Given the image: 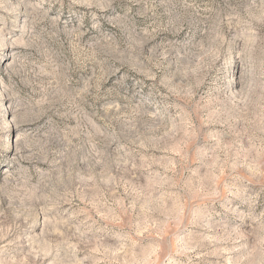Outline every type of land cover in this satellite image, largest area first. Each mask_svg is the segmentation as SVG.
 I'll return each mask as SVG.
<instances>
[{
	"label": "rangeland",
	"instance_id": "obj_1",
	"mask_svg": "<svg viewBox=\"0 0 264 264\" xmlns=\"http://www.w3.org/2000/svg\"><path fill=\"white\" fill-rule=\"evenodd\" d=\"M0 264H264V0H0Z\"/></svg>",
	"mask_w": 264,
	"mask_h": 264
}]
</instances>
